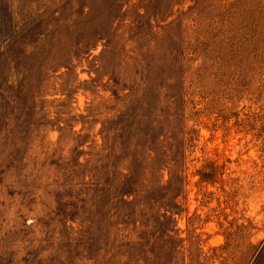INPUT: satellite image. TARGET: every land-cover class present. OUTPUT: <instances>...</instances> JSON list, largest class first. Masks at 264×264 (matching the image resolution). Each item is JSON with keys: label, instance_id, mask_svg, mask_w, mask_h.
<instances>
[{"label": "rangeland", "instance_id": "obj_1", "mask_svg": "<svg viewBox=\"0 0 264 264\" xmlns=\"http://www.w3.org/2000/svg\"><path fill=\"white\" fill-rule=\"evenodd\" d=\"M0 264H264V0H0Z\"/></svg>", "mask_w": 264, "mask_h": 264}, {"label": "trees", "instance_id": "obj_2", "mask_svg": "<svg viewBox=\"0 0 264 264\" xmlns=\"http://www.w3.org/2000/svg\"><path fill=\"white\" fill-rule=\"evenodd\" d=\"M136 245H138L139 243H135Z\"/></svg>", "mask_w": 264, "mask_h": 264}]
</instances>
